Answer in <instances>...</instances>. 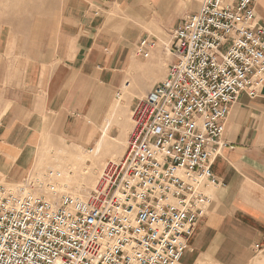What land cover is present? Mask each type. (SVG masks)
<instances>
[{"label": "built area", "instance_id": "built-area-1", "mask_svg": "<svg viewBox=\"0 0 264 264\" xmlns=\"http://www.w3.org/2000/svg\"><path fill=\"white\" fill-rule=\"evenodd\" d=\"M256 1L202 0L179 24L175 61L134 107L124 156L85 199L54 185L36 196L30 179L0 184V264L180 263L211 202L230 110L264 87ZM154 47L143 40L138 54Z\"/></svg>", "mask_w": 264, "mask_h": 264}, {"label": "crops", "instance_id": "crops-1", "mask_svg": "<svg viewBox=\"0 0 264 264\" xmlns=\"http://www.w3.org/2000/svg\"><path fill=\"white\" fill-rule=\"evenodd\" d=\"M140 1L61 0L35 39L26 34L27 68L6 78L11 64L6 50L0 53V181L30 178L42 132L94 151L129 77L146 96L165 78L155 47L148 59L136 50L144 37L135 34L134 12L161 10ZM256 2V24L264 26V0ZM111 121L114 129L127 124ZM212 172L216 183L205 191L211 202L179 264H264V87L233 104Z\"/></svg>", "mask_w": 264, "mask_h": 264}, {"label": "rangeland", "instance_id": "rangeland-1", "mask_svg": "<svg viewBox=\"0 0 264 264\" xmlns=\"http://www.w3.org/2000/svg\"><path fill=\"white\" fill-rule=\"evenodd\" d=\"M60 1L0 0V53L6 50V61L12 66L11 69L7 67L6 78H13L20 74L22 69L27 68L26 34H30L31 38L35 39V36L44 29V21L56 15ZM143 1L145 0H141L138 5L143 6L141 5ZM152 2L161 10L157 12L152 8L150 14L143 10L134 12V24L139 28L135 34L143 36L144 40L150 39L156 44L155 48L159 53L158 62L164 67L166 76L169 66L175 61L172 33L193 11L200 8L202 0H152ZM110 18L112 20L114 16L111 15ZM129 79L131 87H123L118 99L112 104L104 124L102 123V140L98 142L94 151L78 150L69 145L65 137H60L51 131L41 133L38 159L31 169L29 178L35 187H28L29 190L35 195H42L48 192V186L54 185L59 194H69L80 199L95 190L96 182L106 163L109 160H120L124 156L128 143L126 137L133 129L132 112L138 101L146 96L139 95L137 93L139 85L134 81L135 79L131 77ZM127 102L133 103L132 109L124 116L125 110L122 109L126 108ZM111 119L118 122L122 120L127 124L122 128L114 129ZM39 154H44V162L39 161ZM0 183L7 185L4 181Z\"/></svg>", "mask_w": 264, "mask_h": 264}, {"label": "bare ground", "instance_id": "bare-ground-1", "mask_svg": "<svg viewBox=\"0 0 264 264\" xmlns=\"http://www.w3.org/2000/svg\"><path fill=\"white\" fill-rule=\"evenodd\" d=\"M168 71V70H167ZM97 151H99V149H97ZM40 155V157H39V161H41V162H44V160H45V156H43L42 154H39ZM97 183V182H96ZM96 187H97V184H96ZM96 187H95V189H96ZM56 188V187H55ZM58 191V190H57ZM95 191V190H94ZM93 192V191H92ZM29 192H27V194H28ZM59 193V192H58ZM91 193V192H90ZM90 193H88L87 194V196L90 194ZM30 194H32V193H30ZM59 195H64V194H59ZM66 195H69V194H66ZM66 195H64V196H66ZM37 196V195H36ZM73 197V196H72ZM86 197V196H85ZM85 197H83V198H81V199H85ZM74 198H76V197H74ZM80 199V198H79Z\"/></svg>", "mask_w": 264, "mask_h": 264}]
</instances>
